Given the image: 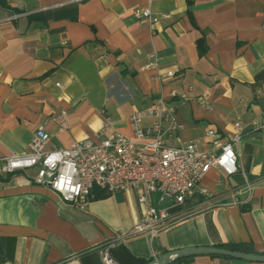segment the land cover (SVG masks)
<instances>
[{
  "label": "crops",
  "instance_id": "crops-1",
  "mask_svg": "<svg viewBox=\"0 0 264 264\" xmlns=\"http://www.w3.org/2000/svg\"><path fill=\"white\" fill-rule=\"evenodd\" d=\"M141 9L158 21L139 18ZM160 97L175 107L181 141L212 147L239 122L237 171L209 169L152 240L119 237L144 210L133 190L94 188L74 204L35 183L34 169L0 173V264H104V252L146 264L167 251L237 244L264 254V119L253 123L264 113V0H0V158L25 153L39 126L46 150L99 143L114 130L133 138L130 116ZM170 264L264 261L201 254Z\"/></svg>",
  "mask_w": 264,
  "mask_h": 264
},
{
  "label": "built area",
  "instance_id": "built-area-1",
  "mask_svg": "<svg viewBox=\"0 0 264 264\" xmlns=\"http://www.w3.org/2000/svg\"><path fill=\"white\" fill-rule=\"evenodd\" d=\"M138 17L149 23L159 19L149 9H141ZM173 75L168 70L156 77L165 79ZM176 94L172 92V96ZM179 96L187 98L183 93ZM200 104L209 107L201 98ZM175 111L160 97L130 116L133 138L114 130L99 143L83 139L66 148L49 150L45 149L48 134L39 126L25 153L0 158V173L34 169L35 183L49 187L63 201L74 204L94 197V188L106 192L133 190L144 210L129 231L119 237L144 234L152 240L170 224L168 208L191 196L209 169L223 167L231 174L239 167V153L235 150L242 136L239 122L234 123V132L227 139L206 147L197 139L181 141L173 136L181 127L175 120ZM262 118L264 113L255 117L253 123L261 125ZM145 120L149 121L147 125ZM56 122L59 131L67 127L64 113ZM163 122H168V128H164ZM108 128L106 121L104 130ZM207 135L213 140L217 136L214 130ZM102 259L104 264H119L107 252Z\"/></svg>",
  "mask_w": 264,
  "mask_h": 264
},
{
  "label": "water",
  "instance_id": "water-1",
  "mask_svg": "<svg viewBox=\"0 0 264 264\" xmlns=\"http://www.w3.org/2000/svg\"><path fill=\"white\" fill-rule=\"evenodd\" d=\"M220 255V256H231L235 258H240L249 261H264V254L249 253L243 251L232 250L222 247H188L183 249H178L174 251H167L158 257L153 258L146 264H170L173 261L194 256V255Z\"/></svg>",
  "mask_w": 264,
  "mask_h": 264
},
{
  "label": "trees",
  "instance_id": "trees-1",
  "mask_svg": "<svg viewBox=\"0 0 264 264\" xmlns=\"http://www.w3.org/2000/svg\"><path fill=\"white\" fill-rule=\"evenodd\" d=\"M228 248L229 249H232V250L248 252L247 249H246V247H245V245H242V244L230 245Z\"/></svg>",
  "mask_w": 264,
  "mask_h": 264
}]
</instances>
